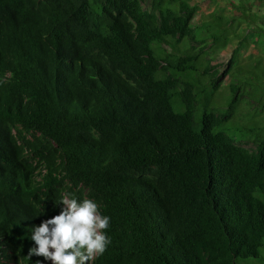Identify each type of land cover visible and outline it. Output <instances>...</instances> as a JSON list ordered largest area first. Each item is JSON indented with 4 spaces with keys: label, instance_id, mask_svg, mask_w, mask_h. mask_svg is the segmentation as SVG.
Returning <instances> with one entry per match:
<instances>
[{
    "label": "trees",
    "instance_id": "1",
    "mask_svg": "<svg viewBox=\"0 0 264 264\" xmlns=\"http://www.w3.org/2000/svg\"><path fill=\"white\" fill-rule=\"evenodd\" d=\"M232 4L0 0V264H50L29 229L61 197L110 217L88 264L263 261L264 53L235 51L225 92L213 61L264 51V0Z\"/></svg>",
    "mask_w": 264,
    "mask_h": 264
},
{
    "label": "clouds",
    "instance_id": "2",
    "mask_svg": "<svg viewBox=\"0 0 264 264\" xmlns=\"http://www.w3.org/2000/svg\"><path fill=\"white\" fill-rule=\"evenodd\" d=\"M53 203L59 206L58 214L29 229V257H42L50 264H88L106 251L111 243L105 231L110 217L100 214L95 200L61 197Z\"/></svg>",
    "mask_w": 264,
    "mask_h": 264
},
{
    "label": "rangeland",
    "instance_id": "3",
    "mask_svg": "<svg viewBox=\"0 0 264 264\" xmlns=\"http://www.w3.org/2000/svg\"><path fill=\"white\" fill-rule=\"evenodd\" d=\"M144 7H150L151 0H141ZM191 4H194L198 7L199 11L196 18V23L202 22V21H208L211 19L212 14L215 13L217 15H220L224 12H227V10L232 9L235 10L236 17L239 18L243 15L241 13L237 12V9L233 6L232 1L234 3H237L238 0H189ZM258 10L259 13H262V8L254 7V11ZM242 24H244V21H242ZM231 33H234V26L231 28ZM243 39L251 40L248 35L245 34V37ZM239 40L236 39L232 45L228 46L222 54L215 57V60L213 61V64L218 66L219 69V78L221 81L220 89L224 92L227 90L229 82L231 80L229 74H221L222 71L227 69L226 63L231 58V56L235 55V51L237 52V57L243 62V63H254L256 58L260 56V54H263L264 51L262 49V46L256 42V38L254 41H250L247 43H243L241 46L238 47ZM237 47V48H236ZM263 103V102H262ZM262 103H254L250 102L252 106H249V109L247 110L246 114L248 115H254L255 117L257 115L264 116V104ZM249 263L257 262L256 260H249ZM260 264H264V257L263 261H260Z\"/></svg>",
    "mask_w": 264,
    "mask_h": 264
}]
</instances>
